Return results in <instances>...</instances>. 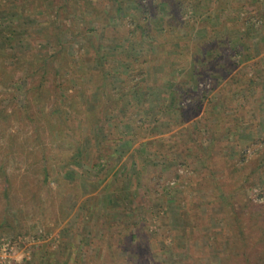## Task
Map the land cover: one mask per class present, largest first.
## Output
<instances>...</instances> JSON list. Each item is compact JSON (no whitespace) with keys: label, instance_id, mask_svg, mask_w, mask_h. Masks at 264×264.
Here are the masks:
<instances>
[{"label":"rangeland","instance_id":"rangeland-1","mask_svg":"<svg viewBox=\"0 0 264 264\" xmlns=\"http://www.w3.org/2000/svg\"><path fill=\"white\" fill-rule=\"evenodd\" d=\"M91 1L98 12L89 8L81 15L76 8L59 19L65 33L56 46L53 29L51 40L39 35L52 21L42 4L24 12L18 0H0V172L6 171L12 183L8 200L0 173V264H220L229 256L234 232L225 225L229 213L219 205L225 201L206 179L215 176L226 188L223 194L257 205L253 218L262 215L264 223V0H121L126 17L116 12L119 0ZM133 19L149 31L134 36ZM85 37H91L87 44ZM59 48L66 51L65 61L69 56L85 73L77 107L88 121L62 135L57 117L65 103L53 99L56 90L71 89L66 80L74 87L77 80L49 69L45 81L53 101L46 103V116L53 125L38 136L20 110L25 92L38 81L27 80L26 72L36 56H52ZM145 53L158 54L157 59L139 71L136 60ZM105 74L112 77L114 93L145 86L147 103L140 93L131 102L146 105L147 111L133 117L152 129L142 141L114 147L122 159L109 175L73 157L67 164L76 173L67 176L55 153L67 152L68 142L84 138L77 157L99 138L89 124ZM172 89L183 91L182 98H171L173 107L165 102ZM33 97L32 92V102ZM125 101L108 121L120 122L134 112ZM176 107L193 111L179 128L173 121ZM222 121V127L215 125ZM119 132L132 135L125 123ZM168 138L197 140L203 152L213 151V163L231 159L235 168L251 172V183L236 189L222 162L214 167L160 159L148 143ZM44 154L51 163L47 183L40 182ZM198 182L201 187L193 189ZM29 190L34 199L26 196ZM245 222L253 224L249 214ZM114 224L120 227L109 231ZM256 245L264 254V238Z\"/></svg>","mask_w":264,"mask_h":264},{"label":"trees","instance_id":"trees-1","mask_svg":"<svg viewBox=\"0 0 264 264\" xmlns=\"http://www.w3.org/2000/svg\"><path fill=\"white\" fill-rule=\"evenodd\" d=\"M118 1V0H117ZM125 2L119 0L117 2L118 9L116 12L123 13L124 12V5ZM43 5V12L49 11L52 21L49 23L48 27H44L43 31H40L39 35L42 34V38H48L51 40V36L49 35V30L53 29L54 31V42L56 46H60L61 43L59 42V39H61L62 35L65 33V30H63L62 27L59 26L58 21L61 17H64L67 19L68 15L73 14L75 12V9L77 8V12L80 10L81 15H85L83 12L88 11L89 8L93 11L97 12L99 11V7H97L96 4H94L91 0H58V3L55 2V0H18L17 7L19 9H24V12L27 10V7L31 5ZM151 10V8L149 9ZM156 10L158 11V8L153 10L154 13H156ZM123 16H128L126 13H123ZM133 24L135 23L137 26L136 32L132 30L133 35L135 36L136 33L139 32L143 33L145 31H149L148 25L142 23L139 20L134 21L132 20ZM46 24V23H45ZM125 36V34H123ZM87 40L86 44L89 43L88 41L91 39V37H85ZM160 49V48H158ZM161 50V49H160ZM162 51H165V47H162ZM66 53L65 50L62 48H59L56 53L52 56H48V54H44L45 56L39 58L38 56L35 57V60L32 61L30 64L32 66L31 70H28L26 72V78L27 80L36 81V78H38V81H36L35 87L27 90L25 92V103L24 106L20 108L24 118L27 120V122L30 124V126L33 128L35 133L40 136V133L46 132L47 126L52 127L53 122L52 120H49L46 116V103L51 102V97H49V91L51 89H47L45 77L48 76V70L52 69L55 71V75L62 76L64 73L65 75L71 74L73 78L77 80V87H74L71 84L70 80H66L68 84L71 86L70 91H76L75 94H68L70 93L68 88H61V90H56L59 92L58 95L54 97V103L59 102L60 104H63L62 100L64 101V109L60 116L57 117L58 119V125L63 126L62 129V135L63 133H66L68 131L72 130V127L78 123L79 125H83L84 123H87V117L84 118V110L82 107L78 108L77 104L79 105L81 94L84 93V75L85 73L79 72L78 64H76L75 61H73L69 56V61H65V58L63 57ZM156 55H148L143 54L141 55V58L136 60V63H139L140 70L139 71H145V66L151 62H154L157 59ZM13 56V54L11 55ZM84 54H79V62L84 61ZM18 61L15 63L18 65L19 62H21V59L17 58ZM54 61L59 63V67H54ZM135 64V63H134ZM135 71V68H132L131 73L128 75V78L133 79L135 76L133 72ZM70 76V77H72ZM69 77V78H70ZM166 77L170 79V73L166 74ZM127 82V79L125 80ZM172 82V81H169ZM249 85V83H248ZM252 86V85H251ZM101 90L99 92L100 101L95 106V112H93V122L89 124V127H94V129H97L99 132V138L94 139L95 141L91 145V150L89 151H79V155L76 157V149L79 146L78 144L83 143L84 138H80V140L77 143L74 142H68L69 150L67 152L65 151H56L55 158L56 164L58 167L63 168L65 172L67 173V176L76 173L75 171H72L68 168V160L73 159H82L84 163L90 164L93 167H101L102 172L104 176L109 175L115 168L116 165L120 162L122 159V155L114 150V147L119 146V144L125 140L128 142H138L146 139L145 135L147 136L150 129V127L146 126V124L142 121L136 120L133 115L138 117L142 114V112L147 111L146 105L143 107H139L137 105L140 104V102L135 101V103L131 102V97H136L139 93L143 96L146 95L145 103H147V94L143 90L145 89V86H139V84H136L133 87H128L123 92L120 93H114V86H113V80L112 77L110 78V74H105L103 82L100 86ZM177 87H180V83ZM99 89V88H98ZM180 89V88H179ZM171 95L169 98H165V102L171 104L172 106V97L174 99H180L183 96V91L178 89H172ZM33 92V102L31 98V93ZM52 100V101H53ZM129 101L128 104H131V106H134V112L130 113L128 112L127 115H125L124 120L118 122V121H112L111 119L108 121L107 117L111 113H115L116 109L122 106L123 101ZM126 102V101H125ZM35 105H34V104ZM80 106V105H79ZM173 107V106H172ZM60 108V105L58 106ZM175 113H178L177 119L176 116L173 117V121H175V127L179 128L180 126L188 123V121L193 117V111H190V108H178L174 110ZM122 112H126L125 110H122ZM89 116V115H88ZM45 119L47 120L45 125L41 124V121ZM125 123V125H128L132 129V135L130 137H123L121 133L119 132V129L121 125ZM222 122L217 123L215 125H218L219 127H222ZM191 130L192 126L189 125L188 127ZM225 127L224 129H226ZM104 131L106 132V136L104 137ZM91 139V138H90ZM89 139V140H90ZM194 142V144H193ZM81 143V144H82ZM150 144V145H149ZM149 146L153 147V150L155 151L154 154L160 157V159H163L167 162H177L181 163L182 165H187V163H197L202 166H209L212 165L214 167H217L219 162H222L224 165L228 166V172L232 179H235L236 182H234L236 189L243 188L248 183H251V175L246 174V171H242L240 169L235 168L233 165V161L231 159L224 161H218L214 162V154L213 151H204L202 145L198 144L197 140L193 139V141L182 139V141L179 143L176 141L175 138H168V139H162L158 141L155 145H153L152 142L148 143ZM155 147V148H154ZM191 149V150H190ZM191 156H194L195 158H191ZM48 155L41 158V166H40V173L42 174V179H40V182H46L50 178V165ZM230 165V166H229ZM264 166V163H263ZM260 168V165H258ZM2 172V173H1ZM0 173L3 175V179L5 180L3 183V194L4 196L10 200V196L12 193V183L8 178L6 171H1ZM211 172V171H210ZM205 177V176H202ZM126 178V179H125ZM124 182L129 178V176H125ZM205 181H210L214 186V191L218 192L220 194V197H222V200L225 201V205L223 203L219 204L220 207L223 209H226V211L229 213V216L225 215V225L229 230H232L233 237L235 241H232L228 243L227 252L229 251V256H225L220 264H264V254L262 252L257 251V244H261L263 238H264V223L262 221V215L258 218H253V211L254 208H257V205L253 204L252 202H245L241 199L236 200L233 198L232 193H229V196L223 194L222 191H224L226 188L221 186L219 182H217V178L215 176H211L209 179H206ZM123 182V183H124ZM240 182V183H237ZM74 183V182H72ZM238 184V186H237ZM75 186H77V189L79 188L78 182L75 183ZM201 187V183L198 182L196 186H193V189H199ZM233 186V188H235ZM201 190V189H200ZM222 190V191H221ZM26 196H30L31 199L35 198V194L33 191L29 190L25 192ZM177 202V201H176ZM180 202V201H179ZM178 203V202H177ZM181 205V203H180ZM245 214L250 215V219L253 222L251 225H247L245 222ZM107 226V225H105ZM104 226V227H105ZM110 227V226H109ZM120 226L118 224H114L113 227L109 228V231L112 229H117ZM249 232V234H248ZM252 235L254 236V240H252ZM113 240V239H112ZM255 242V247L252 245ZM248 250H253L252 253L249 254ZM124 264V263H120Z\"/></svg>","mask_w":264,"mask_h":264}]
</instances>
